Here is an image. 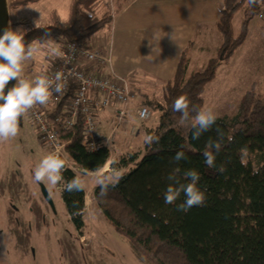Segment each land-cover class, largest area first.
Here are the masks:
<instances>
[{
    "label": "trees",
    "instance_id": "1",
    "mask_svg": "<svg viewBox=\"0 0 264 264\" xmlns=\"http://www.w3.org/2000/svg\"><path fill=\"white\" fill-rule=\"evenodd\" d=\"M27 2L9 0L12 6ZM99 2L70 0L65 19L53 10L47 24H32L17 33L14 45L54 36L60 53L65 42L102 51L93 46V36L111 17L97 13ZM263 4L264 0H221L216 20L221 40L215 55L201 69L189 71L187 49L182 51L161 97L142 101L157 112L155 123L144 130L143 151L122 153L111 164L125 170L105 171L92 186L98 211L153 264H264V93L253 82L241 94L234 114L203 116L205 85L245 42L251 19L263 18L264 10L258 16ZM239 9L242 18L235 34L232 23ZM6 45L0 53V100H5L9 86L6 56L14 62L13 44ZM73 92L70 86L58 100L42 106L58 140L65 142L66 155L93 171L109 159V148L102 143L95 150L88 148L80 115L69 127L54 121L57 115L65 117ZM44 93L38 95L39 104ZM245 153H256V167ZM61 181L67 212L81 228L84 189L69 167L61 172Z\"/></svg>",
    "mask_w": 264,
    "mask_h": 264
},
{
    "label": "rangeland",
    "instance_id": "2",
    "mask_svg": "<svg viewBox=\"0 0 264 264\" xmlns=\"http://www.w3.org/2000/svg\"><path fill=\"white\" fill-rule=\"evenodd\" d=\"M4 10L7 27L5 26L1 38L0 53L7 46V41H11L14 62L11 63L10 56H6L4 63L9 86L5 88L6 103L0 106V264H153L134 249L124 234L115 230L113 224L98 211L93 199L83 212L84 225L76 227L61 197L59 186L62 181L56 179L51 169L48 149L39 139L37 127L22 107L21 100L20 123L13 113L14 96L21 94L23 87L20 78L36 94L33 90L34 82L50 70L61 52V44L54 36L44 41L33 40L16 45L13 38L32 24H47L48 16L53 10L65 19L69 11L68 0H29L25 4L14 6L9 4V0H5ZM241 18L242 9H239L235 12L232 23L235 34L239 31ZM258 21L262 22L254 16L249 23L246 40L250 44H245L241 55L245 49L248 50L244 56L246 55V59L252 58L246 67L254 72L253 84L264 93L262 29L254 26ZM209 43L211 46L202 52L198 61L192 64L193 67L201 69L207 59L215 55L213 39ZM230 65L231 63L224 66L222 63L215 79L207 82L203 90L206 100L214 94L223 79V73L227 72L231 83H235L232 81V73L228 72ZM245 88L250 87L243 80L240 82V89L243 91ZM161 89L162 85L153 81L149 93L146 89L144 93L159 98ZM216 108L203 107V116H231L236 112L235 105H228L219 111ZM154 121L152 117L147 122ZM142 139L140 133L138 142ZM257 158L256 153H245V159L253 167L257 165ZM67 159L71 160L69 157ZM78 168L80 169L79 166ZM75 173L81 185L88 189L94 176L86 175L80 170ZM42 187L50 200L44 197Z\"/></svg>",
    "mask_w": 264,
    "mask_h": 264
},
{
    "label": "crops",
    "instance_id": "3",
    "mask_svg": "<svg viewBox=\"0 0 264 264\" xmlns=\"http://www.w3.org/2000/svg\"><path fill=\"white\" fill-rule=\"evenodd\" d=\"M220 3L221 0H100L96 5V10L100 14L108 13L111 20L106 27L94 34L92 45L102 49L103 53H110L111 68L116 75L127 81L135 95L128 102L124 118L118 125L115 124L114 109L105 108L96 113L100 143L109 148V159L93 171L80 168V172L94 176V181L88 189L82 186L85 192L84 211L87 204L92 203V186L100 179L102 173H118L125 170L124 167H113L111 162L118 161L122 153L134 151L140 154L143 151L144 130L155 121L152 123L147 122L148 120H138L136 110L143 104L144 99L156 98L144 93L145 89L149 93L153 81L163 87L164 83L173 77L184 49H187L189 57L188 70L194 71L199 69L192 64L211 46L209 41L213 39L216 48L219 45L221 37L216 20ZM259 20L262 22L258 21L254 26L262 29L261 38L264 45V16ZM247 40L237 48L229 62L223 63L224 66L231 63L228 72L232 73V81L235 83H231L227 72L223 73L224 80L217 85L214 94L207 100L204 98L205 109L215 106L219 111L228 105H235L237 108L238 100L245 91L240 89V82L244 80L250 87L255 81L254 72L246 67L252 57L246 59V49L241 55L245 44H250ZM82 66L80 63V67ZM88 69H92L91 65ZM102 72L110 75L109 66H103ZM216 72L212 80L215 79ZM256 79L259 80L257 76ZM35 89L36 87L34 92H38ZM139 95L141 97H138ZM43 96L47 97L48 93ZM153 111L152 117L156 120L157 112ZM140 133L143 139L138 142ZM77 178L80 183L78 175Z\"/></svg>",
    "mask_w": 264,
    "mask_h": 264
},
{
    "label": "built area",
    "instance_id": "4",
    "mask_svg": "<svg viewBox=\"0 0 264 264\" xmlns=\"http://www.w3.org/2000/svg\"><path fill=\"white\" fill-rule=\"evenodd\" d=\"M263 10L264 4L258 13L259 17L262 16ZM64 45L65 49L60 59L35 81L38 90L36 94L31 91L24 79H20L23 85L20 94L22 107L36 125L38 137L48 149L51 169L58 179H61V172L65 167L76 172L78 166L74 161L67 159L68 156L64 152L65 142L58 140L56 129L48 119V113L44 111L42 104L47 106L51 101L58 100L70 86H73V95L67 99L65 117L57 115L54 121L69 127L78 115L82 116L88 137V148L95 150L101 144L97 111L105 108L114 109L115 124L118 125L124 118L128 102L135 95L127 81L116 75L111 68L110 53H103L97 48L86 49L76 42H65ZM80 63L83 64L82 67ZM90 65L92 69H88ZM103 66H109L110 75L102 72ZM41 92H47L48 97L42 98L39 104L37 99ZM136 115L138 120L147 121L154 115V111L142 104L137 108Z\"/></svg>",
    "mask_w": 264,
    "mask_h": 264
},
{
    "label": "water",
    "instance_id": "5",
    "mask_svg": "<svg viewBox=\"0 0 264 264\" xmlns=\"http://www.w3.org/2000/svg\"><path fill=\"white\" fill-rule=\"evenodd\" d=\"M5 0H0V44H1V38L3 35V32L5 30L6 24V14H5ZM3 104V101H0V105ZM13 113L15 115L16 121L20 123V117H21V109H20V94H17L14 96L13 100ZM42 193L44 197L48 200H50V197L48 196L45 189L42 187Z\"/></svg>",
    "mask_w": 264,
    "mask_h": 264
},
{
    "label": "clouds",
    "instance_id": "6",
    "mask_svg": "<svg viewBox=\"0 0 264 264\" xmlns=\"http://www.w3.org/2000/svg\"><path fill=\"white\" fill-rule=\"evenodd\" d=\"M82 170H84V169H82ZM74 173H75V172H74ZM75 175H76V173H75ZM55 177H56V176H55ZM76 178H77V175H76ZM56 179L61 181V179H58L57 177H56ZM77 180H78V178H77ZM59 187L61 188V186H59Z\"/></svg>",
    "mask_w": 264,
    "mask_h": 264
},
{
    "label": "flooded vegetation",
    "instance_id": "7",
    "mask_svg": "<svg viewBox=\"0 0 264 264\" xmlns=\"http://www.w3.org/2000/svg\"><path fill=\"white\" fill-rule=\"evenodd\" d=\"M0 101H3V104H1L0 106H3V105H5V103H6V102H5V100H0Z\"/></svg>",
    "mask_w": 264,
    "mask_h": 264
}]
</instances>
